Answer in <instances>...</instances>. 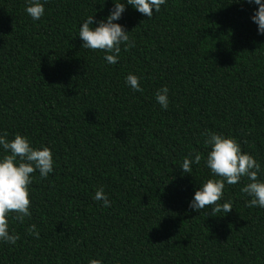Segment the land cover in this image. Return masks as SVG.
<instances>
[{"label": "trees", "instance_id": "trees-1", "mask_svg": "<svg viewBox=\"0 0 264 264\" xmlns=\"http://www.w3.org/2000/svg\"><path fill=\"white\" fill-rule=\"evenodd\" d=\"M27 6L0 0V134L49 147L54 170L33 174L31 217H9L19 240L0 242V264H264V208L246 206L247 178L225 182L221 203L231 212L189 207L217 178L205 164L204 133L235 138L261 164L264 182V34L252 20L259 6L167 0L148 19L126 5L114 22L135 47L122 45L115 64L78 36L88 16L94 26L106 20L114 0H47L38 21ZM129 74L142 92L126 84ZM163 87L167 110L155 97ZM194 152L204 159L184 174ZM99 188L110 207L94 200ZM32 224L39 239L27 232Z\"/></svg>", "mask_w": 264, "mask_h": 264}, {"label": "clouds", "instance_id": "clouds-1", "mask_svg": "<svg viewBox=\"0 0 264 264\" xmlns=\"http://www.w3.org/2000/svg\"><path fill=\"white\" fill-rule=\"evenodd\" d=\"M166 2L167 0H114L110 14L106 20H100L98 26H94L96 23L94 16H88L82 23L78 33L79 38L84 42L82 47L104 52L106 54L104 59L109 64L117 63L122 45L124 51L135 47L129 32L121 24L114 22L122 18L126 5L133 6L151 19L154 12L158 13ZM247 2L259 6L252 20L258 25L259 34H264V0H247ZM45 3L47 0L44 2L28 0L25 11L34 21H38L45 14ZM125 82L132 90L143 91L139 77L136 75L129 74ZM168 93L167 87L158 89L155 93L157 102L164 110L169 107ZM204 135L207 137L205 146H210L211 149L205 164L213 177L217 178H209L203 183L195 192L189 207L198 212L211 209L213 217H217L216 214L221 211L227 214L232 211L233 206L230 202L221 203L225 182L227 185H236L242 178H247L249 182L241 189L250 197L246 206L264 208V182L259 179L261 164L252 155L244 153L235 138L224 137L214 132ZM0 147L4 152V155L0 156V242L15 245L19 236L10 234L9 217L19 223L31 217L30 185L33 182V174L38 170L40 177L46 179L54 170V158L49 147L34 148L31 141L20 134L11 141L7 139V133L0 134ZM202 159L204 157L199 152L190 154L182 163V172L191 174L192 164L199 165ZM93 198L96 201H103L104 207L111 205L103 188H99ZM27 232L36 239L40 238L35 224H32ZM89 264H102V261L91 259Z\"/></svg>", "mask_w": 264, "mask_h": 264}]
</instances>
